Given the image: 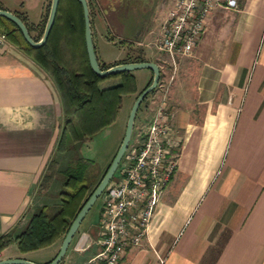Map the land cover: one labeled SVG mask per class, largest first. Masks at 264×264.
<instances>
[{"label": "crops", "instance_id": "0c3cea01", "mask_svg": "<svg viewBox=\"0 0 264 264\" xmlns=\"http://www.w3.org/2000/svg\"><path fill=\"white\" fill-rule=\"evenodd\" d=\"M174 1L92 0L90 8L103 61L142 55L159 63L160 86L147 104L153 113L167 92L177 155L147 236L118 264H264V0L216 7L193 52L173 59L156 47V37ZM0 3L38 31L47 0ZM105 42L119 45L115 56L107 58ZM147 68L142 87L152 74ZM63 117L48 72L0 37V234L16 235L39 206L57 201L63 178L43 176L54 170L51 161L62 169L68 158L69 148H57ZM86 215L57 264H80L98 251L99 208ZM82 231L89 236L78 249ZM62 239L26 251L13 240L0 257L48 261Z\"/></svg>", "mask_w": 264, "mask_h": 264}, {"label": "trees", "instance_id": "16d2710c", "mask_svg": "<svg viewBox=\"0 0 264 264\" xmlns=\"http://www.w3.org/2000/svg\"><path fill=\"white\" fill-rule=\"evenodd\" d=\"M88 2L92 8V0ZM0 7L4 6L0 3ZM15 12L26 22L31 35L35 39L40 38L48 11L37 33L32 32V24L25 15ZM0 33H4L10 41L19 44L30 54L48 72L59 89L64 117L57 141L58 150L64 149L69 140L78 141L83 137H91L102 127L112 123L119 112L123 95L138 89L134 69L100 75L91 67L85 39L84 10L80 0H60L55 23L46 42L41 45L31 44L20 26L3 14H0ZM98 59L102 67H107L116 62L147 58L142 55H127L111 63L103 61L99 56ZM116 75L120 76L119 80L100 84L101 80ZM152 75L153 71L146 85L151 81ZM93 162L92 157L80 154L65 165L61 169L64 178L57 192V201L39 206L27 225L16 235L10 232L0 234V251L13 240L20 250L26 251L50 244L59 237L63 238L73 218L100 180L95 184L90 181ZM52 165L53 161L49 163V168ZM52 174V170L45 173L43 179L50 178Z\"/></svg>", "mask_w": 264, "mask_h": 264}, {"label": "built area", "instance_id": "2783aa9c", "mask_svg": "<svg viewBox=\"0 0 264 264\" xmlns=\"http://www.w3.org/2000/svg\"><path fill=\"white\" fill-rule=\"evenodd\" d=\"M235 5L237 0H175L161 24L156 47L173 59L192 53L213 10ZM136 136L102 192L96 238L99 249L80 264H118L128 248L142 244L147 236L177 166L167 92L158 99L144 131Z\"/></svg>", "mask_w": 264, "mask_h": 264}, {"label": "water", "instance_id": "95a60500", "mask_svg": "<svg viewBox=\"0 0 264 264\" xmlns=\"http://www.w3.org/2000/svg\"><path fill=\"white\" fill-rule=\"evenodd\" d=\"M83 6L84 10V22H85V39H86V47L88 51V56L90 60L91 67L100 75H109L112 73H117L123 70H131L141 67H149L153 71L152 79L151 81L143 87L140 92L136 95L132 106L130 108L126 127L124 131V135L122 137V140L110 162L107 169L105 170L104 174L92 190V192L89 194L79 211L77 212L76 216L73 218L72 222L69 225L68 230L66 231L65 235L63 236V239L61 241L60 247L57 251V253L48 261H37L34 259H31L26 256L16 255V256H5L0 257V264H57L64 254L66 253L69 244L71 243L73 236L78 231L81 221L84 219L85 215L89 211V209L92 207L93 203L96 201L97 197L103 192V190L106 188L107 184L111 180V178L114 176L116 169L118 168V165L122 159V156L127 149L129 142L132 137L135 118L137 114V110L139 108L140 103L142 102L143 98L151 91L153 90L159 83L161 71H160V65L155 60H129V61H121L116 62L113 64H110L107 67H102L100 65L94 39H93V32H92V25H91V15H90V7L88 0H80ZM60 0H51L48 16L46 19V23L44 26L43 33L40 38L35 39L26 24V22L22 19V17L15 12L14 10L0 7V14H3L11 19H13L21 28L25 38L33 45H41L44 42H46L52 27L55 23L58 8H59ZM85 234L89 236V233H86L85 231H82L80 236L78 237L75 247L76 248H82L85 246V243L87 242V238L85 239Z\"/></svg>", "mask_w": 264, "mask_h": 264}, {"label": "rangeland", "instance_id": "374dc122", "mask_svg": "<svg viewBox=\"0 0 264 264\" xmlns=\"http://www.w3.org/2000/svg\"><path fill=\"white\" fill-rule=\"evenodd\" d=\"M50 4H51V0H47L44 17L46 16L47 11L49 12ZM90 12H91V10H90ZM32 13H33V15L38 13L37 5H36V7L32 8ZM44 17H43V19H44ZM35 33H37V30H35ZM118 46H119L118 44L112 43V42H105L104 43V50H105V54H106L107 58H111L117 54ZM143 69H148V68L147 67L136 68L135 71L137 72V75H138L136 81H137V86L139 88L135 92L125 93L123 95V100H122L119 112H118L115 120L112 123L102 127L100 130H98L96 133H94L91 137H83L81 140H78V141L69 140L67 142L66 147L69 148V150L66 153H68L67 154L68 158H66V160H65L66 162L64 163V165H67L69 162L74 161L78 157V155H80V154L82 156L92 157L94 159V162L91 164L90 181L93 184H95L100 179L102 174L104 173L107 165L112 160V158H113V156H114V154H115V152H116V150H117V148H118V146L122 140V137H123L124 131H125V127H126L128 114H129L130 108L132 106V103H133L136 95L138 94V91L145 84V79H144L145 76L143 74L144 73ZM119 79H120V76H118V75L109 76V77L101 80L100 84L105 85V84L117 81ZM159 86L160 85H158L157 88ZM157 88H156V90H157ZM151 95H152V93L149 94L147 99L142 102L141 107L137 111V114H136L137 116L135 118L132 137H139L136 135H138L140 132L144 131V129L146 128V126L150 120V117L142 118V115L144 113H147V112L152 113L151 112L152 106L150 107L147 104V101H149V97ZM140 136H141V134H140ZM132 137H131V139H132ZM70 151H71V153H70ZM70 154H72V155L70 156ZM53 166H55L53 172L56 173L57 178L59 180L64 178V174L61 171V168H57L58 165L56 162L53 163ZM115 173H117V169H116ZM61 185H62V183H61ZM102 203H103V197H102V193H101L97 197L96 201L93 203L92 207L87 212L86 218L90 217L91 215H93V217H94L95 214L97 213L98 208H99V215H100V209H101ZM98 219H99V216L96 220V223L98 222ZM84 221H85V217H84ZM70 246H71V244H70ZM42 250L43 251H49L50 247L45 246L44 248H42Z\"/></svg>", "mask_w": 264, "mask_h": 264}]
</instances>
